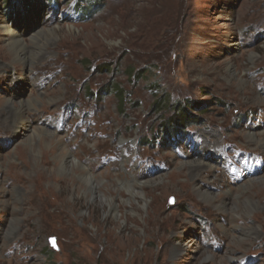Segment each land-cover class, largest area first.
<instances>
[{"label":"rangeland","instance_id":"1","mask_svg":"<svg viewBox=\"0 0 264 264\" xmlns=\"http://www.w3.org/2000/svg\"><path fill=\"white\" fill-rule=\"evenodd\" d=\"M3 24L43 57H15ZM175 107L194 122L173 130ZM252 131L264 132V0H0V264H264ZM66 153L119 216L84 170L60 168ZM198 155L218 180L187 182ZM124 159L157 180L146 201L120 199Z\"/></svg>","mask_w":264,"mask_h":264},{"label":"bare ground","instance_id":"2","mask_svg":"<svg viewBox=\"0 0 264 264\" xmlns=\"http://www.w3.org/2000/svg\"><path fill=\"white\" fill-rule=\"evenodd\" d=\"M3 28L5 29L6 33L9 35L8 40H7V44H8L7 46H9L11 48L12 54L15 57L20 59V57L23 56V60L26 63V65L32 64L33 61L35 59H37V57H39V58L43 57L42 56L43 54L41 56H37V52H35L33 50L30 51V50L26 49V47L23 46V40L17 34V32L11 31L7 25H4ZM34 36L35 37H33V41H35L36 45L37 44L39 45V44H41V41H43L44 32L42 30L38 31L37 33L34 34ZM31 99H26L25 101L21 100L18 103L19 105L13 104L15 111L12 114V121L11 122L9 121V126L13 127L14 131H16V133L22 132V130L20 131L21 128L29 126V125H27L28 121H26L27 119L24 116L25 113L23 110L24 109L23 105L25 104V102H28V103L31 102ZM26 105H28V104H26ZM44 129H46V128H44ZM263 133L264 132H253L252 131L251 133L248 134L249 140L252 143H255V144L259 145L261 148H263L264 147V134ZM55 139H57V138L55 136H52V140L54 141ZM57 141H58V144H60L59 147H61L62 143L59 142V140H57ZM124 142L125 141L123 139L119 143L122 144ZM51 151H52V149L46 150L44 154L49 155V154H51ZM201 153H203V152H201ZM57 158H58L59 162H62V164H60V168H62V169L73 170L74 168H76L78 166L79 168L84 170V173L81 176L83 178L85 185L88 188L89 194H91V196H92V199L96 202L105 201L110 207V213L114 214L115 216H119L117 200L114 199L115 197H113L112 195L107 196L99 189L100 183L98 181H96L93 173L89 172L87 168L85 169L83 166H81L79 164V161L76 159L75 156L71 155L70 153H66V154H64V156H59ZM131 161H132L131 159H124V161L122 162V169H123V172H125V174L123 175L122 179L117 180L118 186L120 188H122V190L127 194V198H128L127 199L126 197H120V199L124 203L130 204V205H132L133 202L139 203L137 198L138 199L141 198L142 201L143 200L146 201L147 200V196L145 193L146 185L153 184L157 181L154 178L150 179V180H146V181L139 179L136 172L131 170V165H130ZM43 165H45L44 161H43ZM186 165L191 166L189 173L185 175L187 177L188 183H193V182L197 181L196 179L205 178L206 174H211V173L215 177V179L213 181H211L212 183L215 180L219 179V176L215 175L216 167L213 164V162L210 161L208 158H204L201 155L196 159L190 157L188 159V161L186 162ZM177 175H178V177H180L182 175V173L177 174ZM197 189H198L197 192L203 197V200L205 202H209V201L211 202L214 199V196H215L214 193H209L206 189L203 190L200 187H197ZM255 191H252L251 193L254 194ZM261 192H264V190ZM124 196H126V195H124ZM218 206L220 209H223L226 211V203L225 202H223V203L220 202L218 204ZM131 211L135 212L132 208H131ZM249 229L250 228H247V226H245L242 229V231H244V233H248ZM172 249L177 252L178 250H180V247H173ZM211 257H213V256H211Z\"/></svg>","mask_w":264,"mask_h":264},{"label":"trees","instance_id":"3","mask_svg":"<svg viewBox=\"0 0 264 264\" xmlns=\"http://www.w3.org/2000/svg\"><path fill=\"white\" fill-rule=\"evenodd\" d=\"M118 92H120V90H117ZM120 94V93H119ZM193 108H198V106L200 105H198L197 103H193V104H191V103H189ZM175 109H177L178 111H179V114L177 115V116H174V120H175V122H174V125H171L172 126V128H173V130H175V128L177 129L179 126H181V122L182 121H185V123L187 124H189V123H191L192 121H191V119L190 118H192V116L189 114V112H187V111H185V109L184 108H182V107H175ZM182 111V112H181ZM181 113V114H180ZM178 117H180L179 118V121L177 122L176 121V118H178ZM194 122V121H193ZM192 122V123H193ZM176 126V127H175ZM168 127V126H167ZM175 127V128H174ZM170 134V133H169Z\"/></svg>","mask_w":264,"mask_h":264}]
</instances>
